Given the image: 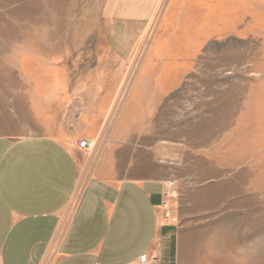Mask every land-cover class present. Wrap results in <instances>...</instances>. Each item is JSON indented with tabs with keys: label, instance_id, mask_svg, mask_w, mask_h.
I'll use <instances>...</instances> for the list:
<instances>
[{
	"label": "rangeland",
	"instance_id": "374dc122",
	"mask_svg": "<svg viewBox=\"0 0 264 264\" xmlns=\"http://www.w3.org/2000/svg\"><path fill=\"white\" fill-rule=\"evenodd\" d=\"M107 2L0 0V135L52 131L57 120L43 106L37 87L46 81L37 75L62 44L77 49L86 34L106 31ZM261 9L245 25L232 18L231 33L208 42L198 57L166 55L148 72L142 64L148 40L119 58L71 51L80 60L77 77L117 92L105 106V128L125 112L132 90L146 92L150 82L156 93L161 87L156 104L136 95L118 139L129 164L123 177L165 181L166 218L179 232L178 264H264V4ZM127 27L140 31L122 22L114 29Z\"/></svg>",
	"mask_w": 264,
	"mask_h": 264
},
{
	"label": "crops",
	"instance_id": "0c3cea01",
	"mask_svg": "<svg viewBox=\"0 0 264 264\" xmlns=\"http://www.w3.org/2000/svg\"><path fill=\"white\" fill-rule=\"evenodd\" d=\"M107 3L101 19L106 31L86 34L77 49L62 44L45 57L37 75L46 81L37 87L43 106L57 120L52 131L0 135V264H140L143 254L156 258L154 264L179 263L178 228L166 218L165 181L123 177L129 164L118 139L136 95L156 104L161 87L156 86V93L150 82L146 92L142 86L132 90L125 112L105 128V106L117 92H105L101 81L77 77L80 60L71 51L94 58L105 51L112 59L131 56L140 41L148 40L142 64L145 72L152 71L166 55L198 57L208 42L231 33L232 18L245 25L260 14L264 0ZM120 22L140 31H117ZM92 40L94 44L86 43ZM94 63L101 65L97 59ZM81 140L88 143L85 150L78 148ZM84 157L88 164L81 162Z\"/></svg>",
	"mask_w": 264,
	"mask_h": 264
},
{
	"label": "built area",
	"instance_id": "2783aa9c",
	"mask_svg": "<svg viewBox=\"0 0 264 264\" xmlns=\"http://www.w3.org/2000/svg\"><path fill=\"white\" fill-rule=\"evenodd\" d=\"M87 146H88V143L86 140H81L78 142V148L80 150H85L87 148ZM139 261H140V264H150V263L154 264V263H156L157 259L156 258H149L146 254H143L140 256Z\"/></svg>",
	"mask_w": 264,
	"mask_h": 264
}]
</instances>
